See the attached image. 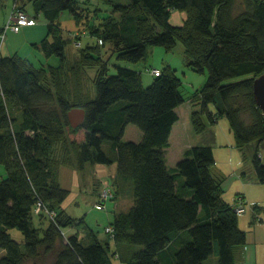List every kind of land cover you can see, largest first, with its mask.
Segmentation results:
<instances>
[{"label": "trees", "instance_id": "1", "mask_svg": "<svg viewBox=\"0 0 264 264\" xmlns=\"http://www.w3.org/2000/svg\"><path fill=\"white\" fill-rule=\"evenodd\" d=\"M13 1L26 12L31 3L30 16L45 17L48 33L35 46L58 61L36 66L18 52H0V165L7 171L0 180V249L5 250L0 264H23L50 253L54 264H115L114 257L122 264H207L213 254L217 264H236L234 248L247 242L236 206L242 201L246 210L247 201L243 194L234 204L222 198V181L212 173L213 147L196 144L174 167L166 162L179 119L176 108L185 101L177 69L165 64L145 86L141 70L128 65H117L110 74L102 45H111L119 60L138 62L146 59L149 46L173 50L181 42L186 65L208 74L191 97L200 105L191 112L193 129L204 131L206 116L215 124L225 115L236 145L244 148L254 140L264 142V112L253 87L264 72V0H108L111 14L91 27L102 43L81 47L77 64L68 60L60 22L65 10L76 24L82 22L77 0ZM175 10L186 14L183 23L171 22ZM93 66L98 68L93 86L85 91L83 71ZM74 107L85 109L77 127L68 118ZM129 123L141 129V140L123 139ZM104 141L114 154L103 149ZM114 162L110 200L130 185L134 203L114 212L107 239L89 225L81 236L76 224L84 220L63 206L70 190L60 183V167L84 170L89 163ZM253 164L264 183L258 152ZM10 228L23 233V245ZM67 228L76 230L69 234Z\"/></svg>", "mask_w": 264, "mask_h": 264}, {"label": "rangeland", "instance_id": "2", "mask_svg": "<svg viewBox=\"0 0 264 264\" xmlns=\"http://www.w3.org/2000/svg\"><path fill=\"white\" fill-rule=\"evenodd\" d=\"M116 1L122 3L128 2V0ZM77 3L84 14L82 22L76 24L75 18L69 10H65L61 15L64 36L68 39L66 50L68 60L71 62L70 64L79 63L81 47L102 43L101 39H97L96 36L91 34V27L98 26L103 22L113 9L108 0H77ZM12 4L13 0H5L0 3V26L7 24L12 11ZM32 8L31 3H28L27 11L30 15H34ZM175 11L182 12L179 10ZM35 19L38 25L45 26L47 24V20L42 14H39ZM20 29L19 31L7 30L2 43L0 38V46L2 47L5 43V46L8 47L7 55L18 52L21 56L30 59L36 66L48 63L57 64L58 60L56 56L48 58L40 47H36L32 43L26 30H23L22 27ZM102 58L108 63L110 74L117 72V65H128L141 70L145 86L151 84L156 77L152 73L153 68L159 69L165 64L171 63L177 69V74L182 80V92L185 101L179 108L180 119L174 128V132L171 134V146L168 151L169 163L173 164L176 158L181 157L179 151L180 149L183 151L186 144L210 143L215 155L212 173L215 178L222 181V198L226 202L234 204L235 199L239 198L238 195L243 194L248 199L247 204L251 205L245 213H238L239 225L247 232V242L246 244L235 246L236 264H264V183H259L253 164V157L256 152L264 160V142L259 143V141L254 140L249 142L244 148H239L236 145L235 135L231 130L229 119L225 115L220 116L218 122L215 124L210 123L206 116L207 127L202 132L197 133L193 129V126L191 128L188 116L189 112L195 108H200L199 104L192 102L191 97L193 92L205 83L208 74L197 72L186 65L184 46L181 42H178L173 50H166L165 47L160 45L149 46L146 59L138 62L117 59L111 45L106 44L102 45ZM97 69V66L84 69L82 79L85 91H91L93 86L92 79ZM210 107L215 112L217 111L213 102L210 104ZM141 138V129L137 125L129 123L126 126L123 139L139 141ZM103 149L108 154H114L110 148L109 141H104ZM72 157V154H70V160H73ZM116 167V162L111 164L89 163L84 170H80L72 165H61L60 183L62 187L70 190V194L63 206L70 216L78 220H84L76 224L81 236L84 235L83 231H86L85 226L89 225L98 231L99 237L102 240L109 237L106 227L113 221L116 201L106 200L105 208L103 209L98 208L96 205L101 203L100 195L104 188H111L113 185L114 178H112V172H115ZM100 170H102L104 176L101 175ZM6 176L5 165L1 164L0 180ZM127 204L128 200L126 198V200H123L121 206H127ZM254 205H256V210L252 208ZM35 222L36 226H38V221ZM9 232L13 238L18 240L22 245L24 244V235L18 228H10ZM40 232L42 233V229H40ZM111 244L112 250H115L114 242L112 241ZM2 254H5L4 249H0V255ZM217 259L218 256L213 254L208 258L207 264H217ZM54 260L55 254L50 253L36 260H28L23 264H54ZM121 262L120 258L114 257L115 264H122Z\"/></svg>", "mask_w": 264, "mask_h": 264}, {"label": "crops", "instance_id": "3", "mask_svg": "<svg viewBox=\"0 0 264 264\" xmlns=\"http://www.w3.org/2000/svg\"><path fill=\"white\" fill-rule=\"evenodd\" d=\"M5 0H3V1H1L0 3H2V2H4ZM116 1V0H115ZM13 3H14V1H13ZM10 5H11V3H10ZM28 5V4H27ZM12 6H13V4H12ZM64 12V11H63ZM62 12V13H63ZM62 13H61V15H62ZM61 15H60V22L62 23V20H61ZM186 17V14L184 13V12H178V11H173V13H172V23H174V24H181L182 22H183V20H184V18ZM38 22L36 21V23H34V24H28V25H25V26H22V29L23 30H26V32H27V35L28 36H30L29 37V39L32 41V43L35 45V43H39L40 41H41V39L43 38V37H45L46 35H47V33H48V26H47V24L44 26V25H38L37 24ZM1 25V24H0ZM21 30V29H20ZM6 44L4 43L3 45H2V47L0 46V52H1V54H3V55H7V53H8V47L7 46H5ZM4 48H5V52H4ZM16 53V52H15ZM182 105V104H181ZM181 105H179L177 108H176V110H177V113H178V115H179V119H180V114H179V108L181 107ZM191 112H192V110H190V112H189V122H190V124H191V128H192V122H191ZM179 119L174 123V125H173V128H172V132H171V134L174 132V128H175V126H176V124L178 123V121H179ZM170 138H171V135H170ZM184 142H186V141H184ZM190 143V142H189ZM188 143V144H189ZM198 144H202V143H198ZM204 144H210V143H204ZM193 145H196V144H193ZM193 145H187L186 144V146L184 147L185 149L183 150V151H181V149H180V153H181V157L180 158H176V161L174 162L175 163V165H176V163H177V161L179 160V159H181L184 155H185V152H186V150L188 149V148H190L191 146H193ZM170 146H171V139H170V145L166 148V162H167V165H168V167L169 168H172V167H174L175 165H174V163L173 164H170L169 163V156H168V151H169V148H170ZM76 168H78V167H76ZM117 168V167H116ZM60 169H61V167H60ZM104 170V169H103ZM100 172H101V175L102 176H104L103 174V172H102V170H100ZM116 172H117V169L115 170V172H112V178H114L115 176H116ZM100 191V190H99ZM97 193H99V192H97ZM244 196V198L247 200V202H248V199L246 198V196L245 195H243ZM126 198H127V200H128V204H127V206H121L122 205V202H123V200L125 199L126 200ZM114 200V199H113ZM236 200V199H235ZM114 201H116V210L115 211H126V210H128L132 205H133V203H134V195H133V193H132V189H131V187H130V185L128 186V188H127V190L125 191V192H123L121 195H119ZM235 202V201H234ZM248 205V204H247ZM246 205V210L244 211V212H242V213H245L246 211H247V209H248V207L249 206H251V205H248L247 206ZM119 207H124V208H119ZM126 207V208H125ZM253 208V207H252ZM75 230L76 229H74V228H67L66 229V232L67 233H69V234H71V233H74L75 232Z\"/></svg>", "mask_w": 264, "mask_h": 264}, {"label": "built area", "instance_id": "4", "mask_svg": "<svg viewBox=\"0 0 264 264\" xmlns=\"http://www.w3.org/2000/svg\"><path fill=\"white\" fill-rule=\"evenodd\" d=\"M36 21L35 17L30 16V14L24 9L19 8V5L17 3L13 4L12 11L9 16L7 24L4 26V30L0 33L1 43L4 41L7 30L11 29L13 31H19L20 27L28 25V24H34ZM153 74H159L160 69L153 68L152 69ZM113 196V192L111 188H104L102 191V194L100 195V201L101 203L97 204L96 206L100 209L105 207L106 200L110 199ZM42 208L41 202L38 203L36 207V212H39ZM236 209L238 212H244L245 207L243 206V202L241 201L238 206H236ZM112 227H107V231L112 232Z\"/></svg>", "mask_w": 264, "mask_h": 264}, {"label": "water", "instance_id": "5", "mask_svg": "<svg viewBox=\"0 0 264 264\" xmlns=\"http://www.w3.org/2000/svg\"><path fill=\"white\" fill-rule=\"evenodd\" d=\"M254 96L258 106L264 112V72L254 79ZM68 118L72 127L81 125L85 119V109L74 107L68 113Z\"/></svg>", "mask_w": 264, "mask_h": 264}]
</instances>
